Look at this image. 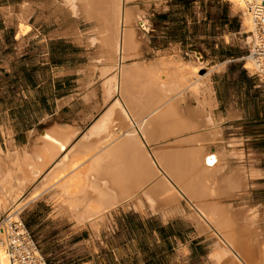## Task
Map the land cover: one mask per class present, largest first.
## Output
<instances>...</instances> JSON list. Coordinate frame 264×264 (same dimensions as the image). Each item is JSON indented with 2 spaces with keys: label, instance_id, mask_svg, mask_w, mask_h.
Listing matches in <instances>:
<instances>
[{
  "label": "bare ground",
  "instance_id": "6f19581e",
  "mask_svg": "<svg viewBox=\"0 0 264 264\" xmlns=\"http://www.w3.org/2000/svg\"><path fill=\"white\" fill-rule=\"evenodd\" d=\"M59 1L60 6L58 5L52 14L53 16L55 14L56 22L61 21L65 26L64 32L74 30L73 35L70 32L68 35L74 36L78 39L77 41L88 36L86 37L89 42L87 45L91 46V49L105 47L103 48L106 49L104 61L114 66L113 78L108 77L109 81L101 85L103 91L101 92L104 95L102 106L108 104L112 97L117 99L110 107L108 106L109 108L106 107L107 111L102 113L98 121L93 123L74 144L72 142L80 134L79 128L53 124L46 130L35 132L31 143L23 148L14 147L12 142H9L7 151L3 154L0 146V264H11L7 235L13 224L20 226L23 223L20 214L26 206L45 196L54 201V199H60L61 195L75 194L84 186L83 183H87L84 182L86 179L83 177L85 171L105 173L107 177L110 175V178H107L109 181L103 180L106 183L112 182L108 189L113 191V194H107L108 189L104 191L105 193L103 192L106 188L103 186L106 183L100 186L103 180L98 179L100 184L96 186L95 183L90 184L91 186L85 185L89 187V191H92L91 187L94 186L93 191H97L95 194L100 187L99 191L103 194L96 196L100 200L108 198L107 201L109 199L110 201L96 202L95 200V203L100 202L99 205L104 203L103 206L106 209L113 206H122L126 210L131 208L143 216L160 217L159 219L163 222L177 216H184L187 218L186 222L194 224L196 235L213 233L215 244L207 257L210 264H264V221L259 209L247 204L237 206L232 203L222 204V199H219L220 197L229 199L237 192H246L254 178L261 175V172L254 169L253 160L246 157L244 149L241 148L242 143L233 139L227 146L221 145L214 151L206 153L204 147L186 148L177 151L176 155L174 154L176 150L171 149L173 142L175 143V141L171 142L173 139L182 138L183 143L188 140L186 144L191 141L189 145H195L193 141L202 142V137L206 136H208L207 141L216 139L218 135L216 129H202L207 126H218L217 118L214 119L211 114L215 101L209 84L210 80H208L211 72L215 70L211 69L207 74L201 75L199 71L203 64L197 61L189 65L183 61L171 64L174 68L162 66L163 62H160V67H156L157 63L156 66L152 64L142 66L140 62L127 64L125 60L130 55L128 52L139 49L134 48L136 46L135 21L144 18L140 16L142 12L135 14L134 10L137 11L138 7L132 6L134 0ZM226 1L235 11L241 13L242 29L246 34L249 33L252 30V21L245 0ZM42 6L40 7L43 10H45L44 7H48L46 3ZM23 7L27 11L28 6ZM47 7L46 10L49 9ZM79 20L91 23V29L79 32L74 28ZM143 21L147 23L145 19ZM250 40L248 37L246 43L249 44ZM137 58L139 60V57ZM99 61H101L100 58ZM245 66L254 74L250 62L245 63L244 69ZM98 70L101 77L107 74V69L102 65ZM192 102L195 103V110H191V107L187 111V105ZM184 104L187 106L185 108L189 117L187 120H183L180 118L182 115H178L181 112L180 106ZM183 112H185L184 108ZM238 138L236 139H241ZM180 143H178L179 146H181ZM156 144H159L162 149H170L174 155L169 151L163 152L164 150L158 153V149H155L158 146L152 147ZM178 144L173 145V148ZM148 147L154 149L149 151ZM48 168L51 169L41 183L22 201L21 198L28 188L40 180ZM156 173L161 177V179L158 178L159 181L161 180L159 192L157 188L160 201L145 192V190L147 192L151 190L153 182L150 183V188L141 189L140 187L141 181L143 184L146 182L149 184L150 177L156 181L154 177L157 176ZM185 175L191 176L189 186L182 183L183 179L179 180L183 184L181 186L195 190V194L191 196H196L198 193L199 196L195 197L197 200L194 198L195 201L198 202L206 197L212 199L211 203L206 204L207 201L203 200L205 204L195 202V205H190L187 210L180 208L181 196L170 179L174 176L183 178ZM187 176L184 181L185 179L187 181ZM176 177V180H173L177 181ZM146 184L144 186H147ZM67 198L70 199L66 197L65 202ZM73 202L72 205H74ZM55 203H58V200ZM80 203L84 202L80 201ZM89 209L91 210L92 207ZM90 210L89 212L93 211ZM97 212L106 211L104 209L99 211L98 208ZM92 213H90L91 216ZM179 252L186 253V248L180 247Z\"/></svg>",
  "mask_w": 264,
  "mask_h": 264
},
{
  "label": "crops",
  "instance_id": "0c3cea01",
  "mask_svg": "<svg viewBox=\"0 0 264 264\" xmlns=\"http://www.w3.org/2000/svg\"><path fill=\"white\" fill-rule=\"evenodd\" d=\"M222 2L227 1L221 0L219 3L222 4ZM0 3L1 147L3 145L6 149L8 141L12 142V146L18 148L29 145L32 135H34L35 132L38 133L42 130H46L53 124L71 125L74 128H79L80 134L72 144H74V142L76 143L92 124L98 121L100 115L106 112L107 108L114 102L113 98L115 97H112L111 103L109 102L102 106L104 95L102 94L101 85L103 82L109 81L110 78L108 77L115 75L114 66L106 64L104 61L106 56L104 52L106 49L103 48L105 47H101V49L99 47H93L91 49V46L88 47L87 45L89 44L87 40L88 36H86L87 38L83 37L82 40L77 41L78 39L72 36L73 32H75L74 30L71 32L69 31L72 35H68L69 32H64L66 28L62 25L61 21L60 23L56 22L55 14L54 17H50L53 12L52 8L42 13L36 9V1L0 0ZM23 5L28 6L27 11L22 7ZM136 7L138 8L136 9L137 11L134 10L135 14L136 12L139 14L142 12L140 16L144 17L143 19H145L147 23H144L143 19L136 20L137 22L135 21L134 31L136 46L134 48L139 49L135 51L130 49L133 52L128 53L130 55L133 54V56H128L129 59L127 58L125 60L127 64L140 62L142 66L146 64V66H148V64L155 65L157 63V66H155L160 67V64L163 62L162 66L174 68V65L171 66V64L180 61L188 65L196 62L194 58L196 60L198 58L193 50L198 49L201 53V48L193 47L188 44L187 39L191 32L187 26L183 27L184 38H180V25L182 23L180 24L177 19H174V11L169 9L164 11L156 8L151 10L142 5ZM238 14L241 15V13L235 11L233 8L229 11L225 9L219 10L217 18L218 24L220 25L219 30L221 29V32L218 37L213 39V42L215 46L222 47V51L219 56L215 55L214 57L211 56V52L208 51L206 54L201 53L204 62L202 63L199 59V61H197L204 65L205 63H211L212 57L214 59L219 57L218 65L224 66L221 72L211 76L212 78L209 82L213 90V98L215 101V107L211 109V114L214 119L217 118L218 126H207L202 128L204 130L216 129L219 137L217 135L215 140L211 139L212 141L206 140L208 136H206L207 138L202 137V142L193 141L195 145H189L191 141L186 144L188 140H186L184 142L185 145H183V140L181 141L182 138L173 139L171 142L175 141V143L173 142L171 149L173 151L176 150L174 154L178 153L177 151L179 150L198 147H204L205 153L208 151L212 152L217 146L228 145V142L234 139L242 143L241 148L244 149L246 157L253 160V163L264 159V152H261L259 148L264 141L260 138L242 136L228 139L222 137L221 132L223 126L229 123L241 126L264 125V82L263 85L254 82L253 73L249 70V72H247L245 70L247 69L246 66L245 69L244 66H241L240 62L241 60L243 61L245 56H243L240 51L243 50L244 44L248 45L246 43L248 37L246 40L243 37V34L246 33L242 29V20L237 21ZM26 18H28L27 23L31 26V29L29 28L27 33L23 34V30L25 29L21 30L20 20ZM79 21L77 22L78 25L76 24L74 28L79 32H86V24L82 21L79 23ZM205 21L206 17L204 18L203 15L198 16L197 24H201ZM209 27H212V21H210ZM63 28L65 29L63 30ZM246 35H248V33ZM102 50L103 52H101ZM138 53L139 55H137ZM192 53L195 54L193 58ZM95 55H102L103 58L99 56L97 59ZM137 57H139V60ZM99 58L101 61H99ZM99 62L107 69V74L104 77L100 76L98 68L101 67V65ZM107 65L109 66L107 67ZM192 105H195V103L192 102ZM236 138L241 139L237 140ZM177 140L181 141V143ZM176 143H180L181 146L178 144L177 147L179 148L176 146L173 148V145ZM155 146L158 147L155 148ZM152 147L158 149L157 152L162 150L166 153L168 151L169 153L172 152L170 149L160 148L159 144ZM152 147H148V150L152 151L154 149ZM171 154L174 155L173 153ZM255 167L256 164H254V169L261 172V175L254 178L253 182H251V186H249L246 192L237 193L250 194L251 188L255 186V182L264 178V170ZM50 169L51 168H48L42 178L28 188L25 192L26 195L31 194L33 189L48 174ZM155 175L157 176H153L158 182L150 177V179H152H149V184H146L147 182L145 183L147 186H144L145 184L141 181V189L143 187L147 189L146 187H149L152 182L154 183L152 184L153 186L160 184L161 180L159 181V179H161V177L157 173ZM186 176L187 175H185V177ZM83 177L86 179L84 182L91 183H83L84 186L77 190V192L80 190L78 193L75 192V194H73L71 192L72 194L70 196L61 195L60 199L57 198L56 200L54 199V201L50 197L45 196L38 201L30 202L20 215L22 222L31 235V220L33 219L31 218V214H33L31 213V206L43 203L47 208L44 216L46 232L41 239V251L34 241L47 264H133L132 259L136 254L132 248L133 242L127 240L124 235V227L132 220H137L145 225L149 224L159 227H194L192 222H186L187 218L184 216H177L174 217V219H170L171 221L163 222L159 219L160 217L143 216L131 208L126 210L122 206H113L106 209L105 206H103L104 203L102 205H99L100 202L95 203V200L96 202L100 200V198L96 196H99L101 193L99 191L100 187L98 189L97 186L99 194H95L97 191H93L94 186L91 187V189L93 188V193L91 190L89 191V187L86 186H91L93 185L92 183H95V186L100 184L98 183V179L101 181L103 179L109 181L107 178H110V175L107 177L105 173L101 174L95 171L88 173L85 171ZM175 177L176 176L170 179V181L181 196L179 198L182 199L179 202L181 209L187 210L190 205H195V202L197 204L199 202L200 204H205V201H207L206 204L212 202L211 198L207 199L206 197L205 199L198 198L200 200L197 202L194 198L198 193L196 196H191V194H195V190L190 187H186V189H188L186 190L185 187H182L183 184L189 186L191 180L190 175L187 176L189 179H187V181L186 179L184 181V176L183 178L178 176L181 179L176 177L177 181H175ZM179 180H182L183 184H181ZM105 183V181L102 182L100 186ZM111 183L103 185L106 188L103 190L104 188L102 187L103 189L101 188V190H103V192L106 191L111 187ZM178 185L182 186L180 187ZM153 186H151L152 191L149 190L147 192L145 190V192L146 194L149 193L152 195V198L156 197V199L160 201V194L158 195L157 190L159 189L158 192L160 191L161 184L158 187L152 188ZM111 189L113 190V188ZM108 190L110 192H106L107 194L110 195V193H114L110 189ZM155 192L157 194H155ZM91 194H93V196L95 195L97 198L93 197ZM74 196H76V198H74ZM66 197H70V199H66L67 202H65ZM107 199L100 201H107ZM219 199H222V204L227 203L226 197H220ZM57 200L58 203H55ZM80 201L84 203H80ZM109 201L110 199L107 202ZM72 202L75 206L72 205ZM252 204L257 205V203L254 202H252ZM68 205L74 208H70ZM84 205L88 206L84 208ZM101 206H103V208ZM252 206L255 207L254 205ZM90 207H92L91 210L89 209ZM98 208L99 211L104 209L106 212L99 213L97 212ZM89 210H93V213L89 212ZM83 211L88 215H90V213L93 215L88 216L84 214ZM94 211L96 213H94ZM198 236L201 235H196L195 227L194 232L189 235L185 242L180 240L178 235L173 236L172 240L176 243L177 247L180 245V247L186 248V253L181 254L179 252L180 247H178L176 250V257L172 264H182L186 260L187 264L195 262L198 255L196 248L201 246L200 243L197 242Z\"/></svg>",
  "mask_w": 264,
  "mask_h": 264
},
{
  "label": "rangeland",
  "instance_id": "374dc122",
  "mask_svg": "<svg viewBox=\"0 0 264 264\" xmlns=\"http://www.w3.org/2000/svg\"><path fill=\"white\" fill-rule=\"evenodd\" d=\"M33 1L37 2L35 7L40 12H42L43 10L42 4L45 5L46 3L48 5V7L46 6L47 8L49 9L52 8L53 10L52 13H54V10H56L58 8V5L60 4L59 0H33ZM220 1L221 0H134L132 2V6L136 7V6L142 5L151 10L156 8V9H160L164 11H166L167 9L174 11L173 12L174 17H175L174 19H177L180 22V24L182 23L180 25L181 27L180 33H179L180 38L181 39L184 38L183 27H186V26L189 27L191 34L187 39L188 44L192 45L193 47L201 48L202 54L211 52L210 55L214 57L215 55L219 56L220 52L222 51L221 50L222 47L220 48V47L215 46L213 42V39L215 37H218L219 33L221 32L220 31L221 29L219 30L220 25L218 24L217 15H219V10L221 9L222 10L225 9L226 11L232 10L231 6L227 2H222V4H220L219 3ZM49 2L50 4L51 3L52 4L50 5ZM46 7H44L45 10H43L42 13L49 10V9L46 10ZM199 15H203L204 18L206 17V21L202 22L201 24H197V19ZM52 16L53 14L50 15V17ZM27 19L28 18L20 20L21 30L25 29L23 30V34L27 33L29 28L31 29V26L27 23L28 22ZM239 20L241 21L240 14L237 15V21ZM210 21H212L211 28L209 27ZM85 24H86V31L88 29H91L92 27L91 23L86 22ZM243 37L246 40L248 35L243 34ZM240 52L243 54V56H246L248 52V45L244 44V48ZM193 57H195L194 53H192V58ZM213 57L211 58L212 62L205 63L202 69H200L199 71L200 74L203 75L213 68L215 71L211 72L209 76V80H211L212 78L211 76L213 74L221 72L224 67L223 65H218L219 57L216 59H214ZM194 60L199 61L198 59L196 60L195 58ZM240 63H241V66H244V62L242 60ZM253 81L263 85L264 79H262V77L260 78L254 75ZM116 99L117 98L115 97L113 101H116ZM190 105L188 104L187 105L188 107L185 106V104L180 106L181 112H179L178 115L179 116L182 115L180 118H182L183 120H187L189 118L187 116V111L191 109V107H192L191 110L193 111L195 110L194 108L195 105H192V103H190ZM183 108L185 112H183ZM185 108L187 109V111L185 110ZM240 126L241 125H235L233 123L224 125L223 128L221 129L222 137L231 139L233 137H242V136L244 137L245 136V137L260 138L262 141H264L263 140L264 139V125H243L241 127ZM9 142L11 141H8V144ZM7 146L5 149V146L2 145L1 148L3 150V154L6 153ZM259 148L261 152H264V143L261 144ZM255 164H256V167L264 170V159L257 161ZM28 196L29 195L24 194L21 200L24 201ZM231 198L229 199L227 198L228 204L232 203L235 206H237L238 204L239 205L247 204L249 206L254 205L257 209H259V213L262 215V220L264 221L263 219L264 218L263 216L264 215V178L260 179V181L255 182V186L251 188L250 194H246V193L238 194L237 193ZM252 202L257 203V205L252 204ZM46 209L47 208L45 207L43 203L37 204L35 206L34 205L31 206V213H33L31 214V218H33L31 220V236L34 239V241L37 243L40 251H41V244H42L41 239H42V236H44L46 232V227L44 224V216L46 213ZM3 218L4 217H2V219ZM124 231H125V234H124L125 238L133 242L132 248L134 252H136L135 256H133V259H132L133 264H172V262L174 261L176 257V250L178 249V247H180V245L177 247L176 243L172 240L173 236L178 235L179 239L185 242L187 241V238L189 237V235L194 232V227L193 226L172 227V228L171 227H159V226H153L149 224L145 225L141 222H138L137 220H132L128 225H126V227H124ZM212 235L213 233L211 234L208 233L205 235L198 236L199 238L197 242H199L201 246L196 248L198 251L197 252L198 255H197V259H195V262H193L192 264H210L207 257L209 256L211 249H213L214 247L213 244H215L214 242L215 237ZM182 264H187V260L184 261Z\"/></svg>",
  "mask_w": 264,
  "mask_h": 264
},
{
  "label": "built area",
  "instance_id": "2783aa9c",
  "mask_svg": "<svg viewBox=\"0 0 264 264\" xmlns=\"http://www.w3.org/2000/svg\"><path fill=\"white\" fill-rule=\"evenodd\" d=\"M245 3L251 14L252 30L248 33L251 40L243 62L244 65L250 62L253 75L264 77V0H245ZM7 236L11 264H47L24 223L13 224Z\"/></svg>",
  "mask_w": 264,
  "mask_h": 264
},
{
  "label": "water",
  "instance_id": "95a60500",
  "mask_svg": "<svg viewBox=\"0 0 264 264\" xmlns=\"http://www.w3.org/2000/svg\"><path fill=\"white\" fill-rule=\"evenodd\" d=\"M193 51H194V53L196 54V57H197L201 62H204V59H203V57H202L200 51H199L198 49H194Z\"/></svg>",
  "mask_w": 264,
  "mask_h": 264
}]
</instances>
